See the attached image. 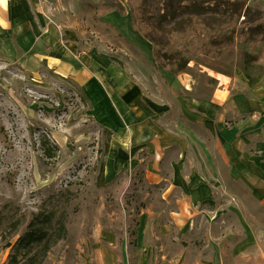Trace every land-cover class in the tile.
Returning <instances> with one entry per match:
<instances>
[{
  "label": "rangeland",
  "instance_id": "1",
  "mask_svg": "<svg viewBox=\"0 0 264 264\" xmlns=\"http://www.w3.org/2000/svg\"><path fill=\"white\" fill-rule=\"evenodd\" d=\"M191 1H167L169 20L161 0H144L142 17L181 30L190 14L227 15ZM70 10L76 21L48 22L53 42L0 22V264L12 222L24 221L15 240L51 207L66 211L67 236L43 264H264L263 31L173 75L121 39L127 25L93 19L99 4ZM53 45L73 71L41 61Z\"/></svg>",
  "mask_w": 264,
  "mask_h": 264
},
{
  "label": "trees",
  "instance_id": "2",
  "mask_svg": "<svg viewBox=\"0 0 264 264\" xmlns=\"http://www.w3.org/2000/svg\"><path fill=\"white\" fill-rule=\"evenodd\" d=\"M161 0V15L171 19L168 2ZM225 8L227 15L218 24L205 23L195 14L189 15L181 30L174 26L168 30L160 29L156 23L145 21L144 0H126L131 28L152 45L155 58L161 59V68L168 73L178 75L184 72L190 61L208 53L212 55L214 49L232 48L236 42L248 40L251 30L261 29L264 37V15L249 21L245 16L251 12L249 0H217ZM181 2V1H180ZM183 9H194L191 0H182ZM100 10L93 14V19L116 12L119 16H126L127 10L119 0H99ZM213 6L214 3L204 2ZM241 17H245L240 20ZM163 36L164 39H154L152 36ZM250 49V48H248ZM264 67V52L256 61ZM249 66V64H248ZM246 66V68H248ZM245 68V69H246ZM246 71V70H245ZM108 143L105 145V156L100 164L99 181L104 178L105 159ZM68 202L66 201L65 204ZM67 213L55 207L43 209L32 215L22 234L15 240L19 227L24 223L15 221L10 225V238L3 249H9L6 264H43L48 253L67 236Z\"/></svg>",
  "mask_w": 264,
  "mask_h": 264
},
{
  "label": "crops",
  "instance_id": "3",
  "mask_svg": "<svg viewBox=\"0 0 264 264\" xmlns=\"http://www.w3.org/2000/svg\"><path fill=\"white\" fill-rule=\"evenodd\" d=\"M7 1V0H6ZM11 3L9 8H6V11L9 12L8 19L3 18V14L0 17V22H12L13 23V32L17 37H32L37 35H41L43 39L47 41H54L57 39V30L55 27L51 25H47L48 22H74L72 11L70 8L82 11L83 8L88 6L89 4H98L99 0H86V4H83V0H10ZM9 4V3H7ZM6 4V5H7ZM6 7V6H5ZM38 7H42L43 10L47 8H51L53 11L50 14L46 12L43 13L42 17L39 12H37ZM249 10L253 13H259L264 15V0H249L248 3ZM58 9V11H56ZM55 10V11H54ZM99 12V11H98ZM94 14V13H93ZM92 14V16H93ZM53 16V19L51 18ZM38 17L41 18V21L45 23L43 27L39 29L35 28V23L38 22ZM64 17V18H59ZM68 17V19H66ZM93 18V17H92ZM98 20L108 22L111 26L117 23H124L127 25L125 32L122 35V40L127 43L136 45L137 47H143L145 50H151V45L147 43V41L141 37L138 33L134 32L131 29V24L129 19L126 16H119L116 12L109 13L107 15L101 16ZM0 31L1 34H5L4 28ZM3 37V36H0ZM58 49V47H57ZM56 51L55 45L52 46L47 57L42 56L41 61L46 60L49 61L50 66L55 69L73 71L71 66L63 60L52 57L54 52ZM13 57L15 55L13 54ZM69 74V72H67ZM80 75H83L78 73ZM85 79L82 77L80 80Z\"/></svg>",
  "mask_w": 264,
  "mask_h": 264
}]
</instances>
